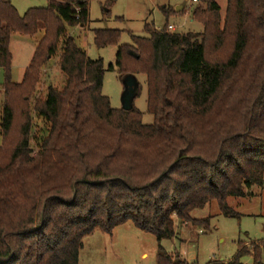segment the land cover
Listing matches in <instances>:
<instances>
[{"label": "trees", "instance_id": "trees-1", "mask_svg": "<svg viewBox=\"0 0 264 264\" xmlns=\"http://www.w3.org/2000/svg\"><path fill=\"white\" fill-rule=\"evenodd\" d=\"M116 0H105V14ZM192 1V0H191ZM199 33L144 36L93 31L97 49L116 47L108 69L146 79L147 113L111 108L104 64L68 31L88 22V0H47L20 16L0 0V264H79L83 240L131 223L158 242L155 264H187L160 246L174 220L209 228L191 213L264 190V0H196ZM120 20V19H118ZM42 38L21 82L11 79L13 34ZM58 57L60 88L34 98L47 62ZM36 121L41 123L37 130ZM264 264V241L239 246L227 262Z\"/></svg>", "mask_w": 264, "mask_h": 264}, {"label": "rangeland", "instance_id": "rangeland-1", "mask_svg": "<svg viewBox=\"0 0 264 264\" xmlns=\"http://www.w3.org/2000/svg\"><path fill=\"white\" fill-rule=\"evenodd\" d=\"M8 1L22 16L27 10L45 8L47 0H2ZM224 16L226 0H214ZM105 0H88V22L83 27L68 31L76 44L84 50L90 60L101 59L104 64L102 94L109 99L111 108L123 109V96L126 83L109 65H114L116 47L97 49L93 42V31L112 29L121 32L119 45H131L130 35L144 36L145 24L153 25L157 31L171 25L176 33L202 31L199 23L191 21V0H116L109 8L104 7ZM177 7H182L177 11ZM188 14L190 18L184 17ZM120 19V20H118ZM39 32L30 38L13 34L9 50L12 55L11 75L14 83L21 82L24 72L33 56L36 44L42 38ZM42 78L34 96L37 100L45 97L48 86L60 88L63 76L58 67V57L49 60L42 70ZM136 83L131 107L142 115V123L151 125L153 117L147 113L146 79L142 74L133 77ZM3 73L0 70V105L2 102ZM40 128L41 123L35 122ZM227 206L233 210L235 217H224L215 201L203 209L191 213V218L202 220L210 218L209 228H196L178 219L174 220L176 238L163 240L160 246L172 256H179L187 264H208L232 260L243 245L249 247L255 242L264 241V190L253 187L246 198H228ZM156 238L144 233L131 223L114 228L111 234L96 232L83 240L79 253V264H155L158 251ZM145 255V256H144ZM242 264H253V258L247 255L241 259Z\"/></svg>", "mask_w": 264, "mask_h": 264}, {"label": "water", "instance_id": "water-1", "mask_svg": "<svg viewBox=\"0 0 264 264\" xmlns=\"http://www.w3.org/2000/svg\"><path fill=\"white\" fill-rule=\"evenodd\" d=\"M182 9V7H180ZM177 8V11L180 10ZM124 82L126 83L125 89H124V96H123V110L125 112H128L132 109L130 103L132 98H134V93L136 90V83L133 77H126L124 78Z\"/></svg>", "mask_w": 264, "mask_h": 264}, {"label": "built area", "instance_id": "built-area-1", "mask_svg": "<svg viewBox=\"0 0 264 264\" xmlns=\"http://www.w3.org/2000/svg\"><path fill=\"white\" fill-rule=\"evenodd\" d=\"M192 2H193V3H196V0H192ZM167 29H168V31H171V32L174 31V27L171 26V25H168V26H167Z\"/></svg>", "mask_w": 264, "mask_h": 264}, {"label": "crops", "instance_id": "crops-1", "mask_svg": "<svg viewBox=\"0 0 264 264\" xmlns=\"http://www.w3.org/2000/svg\"><path fill=\"white\" fill-rule=\"evenodd\" d=\"M177 8H179L180 9V7H177ZM184 17H187V18H190L189 16H188V14L186 15V14H184ZM190 22H193V20L191 19V21ZM11 79H12V75H11ZM145 256V255H144Z\"/></svg>", "mask_w": 264, "mask_h": 264}]
</instances>
